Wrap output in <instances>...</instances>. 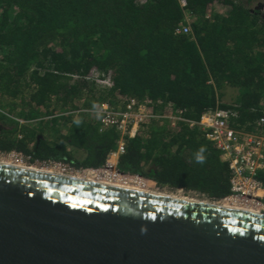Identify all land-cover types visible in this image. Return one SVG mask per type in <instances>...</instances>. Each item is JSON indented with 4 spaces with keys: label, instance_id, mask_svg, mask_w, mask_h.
I'll list each match as a JSON object with an SVG mask.
<instances>
[{
    "label": "trees",
    "instance_id": "16d2710c",
    "mask_svg": "<svg viewBox=\"0 0 264 264\" xmlns=\"http://www.w3.org/2000/svg\"><path fill=\"white\" fill-rule=\"evenodd\" d=\"M186 1L189 22L179 0H0V152L31 164L102 167L120 135L81 110L132 97L161 115L183 109L193 121L230 108L232 127L253 132L264 117L259 8L252 11L254 0ZM186 25L189 33H176ZM95 72L110 85L86 79ZM225 87L238 90L231 105L220 101ZM118 169L211 201L230 193L221 152L185 123L155 120L126 137ZM257 178L264 185V171Z\"/></svg>",
    "mask_w": 264,
    "mask_h": 264
},
{
    "label": "water",
    "instance_id": "95a60500",
    "mask_svg": "<svg viewBox=\"0 0 264 264\" xmlns=\"http://www.w3.org/2000/svg\"><path fill=\"white\" fill-rule=\"evenodd\" d=\"M0 264H264V213L0 163Z\"/></svg>",
    "mask_w": 264,
    "mask_h": 264
},
{
    "label": "built area",
    "instance_id": "2783aa9c",
    "mask_svg": "<svg viewBox=\"0 0 264 264\" xmlns=\"http://www.w3.org/2000/svg\"><path fill=\"white\" fill-rule=\"evenodd\" d=\"M179 2L186 14L185 19L189 22L192 13L186 9L187 1L179 0ZM259 10L261 15L262 11L260 8ZM176 33H189V26H182L176 30ZM86 79L105 86L110 85V82L97 72ZM81 111L95 115L102 129H114L120 135L117 149L108 155L105 164L99 168L82 169H74L58 162L35 163V165L53 168L66 176L82 175L115 184L139 182L146 185L147 182H152L154 188L158 189L155 181L137 174L124 173L118 169L119 155L125 152V138L136 137L141 129L147 128L155 120L166 121L173 128L179 123H185L189 128L200 127L206 139L221 152L222 159L228 163L231 171L229 195L211 202L221 204L228 201L232 205L249 210L248 212L264 213V185L257 178L258 173L264 171V117L255 122L253 132H245L232 127V120L237 117V112L230 108L207 111L199 121H193L185 118L183 109L173 106L169 113L161 115L155 113L147 102L134 97L127 99L118 107L102 103L95 109ZM4 159L34 165L29 162V158L16 151L0 152V160Z\"/></svg>",
    "mask_w": 264,
    "mask_h": 264
},
{
    "label": "bare ground",
    "instance_id": "6f19581e",
    "mask_svg": "<svg viewBox=\"0 0 264 264\" xmlns=\"http://www.w3.org/2000/svg\"><path fill=\"white\" fill-rule=\"evenodd\" d=\"M0 163L6 164V165H11V166H16V167H21V168H25V169H30V170L50 173V174H54V175H63V173L58 172L55 169L50 168V167L46 168V166H39V165H35V164L34 165L23 164V163H19V162L13 161L11 159L0 160ZM70 176H72V175H70ZM74 178L83 179V180H87V181H90V182H97V183L110 185V186H115V187H119V188H123V189L141 191V192L150 193V194H157V195L170 197V198H175V199L194 201V202H199L200 201V202H203V203L211 202V201H208V200L201 201V200H198V199H194V198H190V197H186V196H181V195H175V194H171V193L156 192V191H159V190L154 188V186H153L154 184L152 182H147L146 185H143L142 183H139V182H135V183L133 182L132 184H124L123 185V184H117V183L115 184V183H112V182H109V181H105V180H98V179L93 178V177H87V176H82V175H74ZM154 189L156 191H154ZM217 205H222V206H224L226 208H232V209H237V210H243V211L246 210V209H243V208H239L238 206L232 205L228 201L227 202L225 201V202H223L221 204H217Z\"/></svg>",
    "mask_w": 264,
    "mask_h": 264
},
{
    "label": "rangeland",
    "instance_id": "374dc122",
    "mask_svg": "<svg viewBox=\"0 0 264 264\" xmlns=\"http://www.w3.org/2000/svg\"><path fill=\"white\" fill-rule=\"evenodd\" d=\"M250 7L253 9H256V8H260L261 9V18L264 20V0H254ZM221 99L220 101L224 104H228V105H231L234 103V101L236 100L237 96H238V90L235 89V88H232V87H225L224 89L221 90ZM1 124H3L2 122H0ZM11 162V161H10ZM48 168V167H46ZM158 190L159 191H156L154 189V191L156 192H163V193H171V194H175V195H181V196H186V197H190V198H194V199H198V200H201V201H205V200H208V201H211L207 198H204V197H201L197 194H193V193H185L183 190H170L168 188H159L157 186ZM180 191V192H179Z\"/></svg>",
    "mask_w": 264,
    "mask_h": 264
},
{
    "label": "clouds",
    "instance_id": "9594fccd",
    "mask_svg": "<svg viewBox=\"0 0 264 264\" xmlns=\"http://www.w3.org/2000/svg\"><path fill=\"white\" fill-rule=\"evenodd\" d=\"M206 152V148L202 146L195 154L194 158L197 163L203 164L206 162V156L204 153Z\"/></svg>",
    "mask_w": 264,
    "mask_h": 264
},
{
    "label": "flooded vegetation",
    "instance_id": "af4514ba",
    "mask_svg": "<svg viewBox=\"0 0 264 264\" xmlns=\"http://www.w3.org/2000/svg\"><path fill=\"white\" fill-rule=\"evenodd\" d=\"M2 128V126H1V123H0V129Z\"/></svg>",
    "mask_w": 264,
    "mask_h": 264
}]
</instances>
